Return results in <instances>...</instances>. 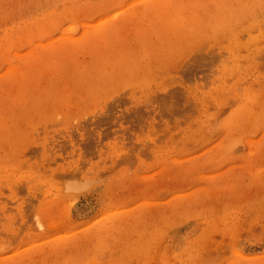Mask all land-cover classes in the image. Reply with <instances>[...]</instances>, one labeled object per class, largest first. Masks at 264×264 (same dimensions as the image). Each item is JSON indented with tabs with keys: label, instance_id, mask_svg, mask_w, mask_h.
I'll list each match as a JSON object with an SVG mask.
<instances>
[{
	"label": "rangeland",
	"instance_id": "1",
	"mask_svg": "<svg viewBox=\"0 0 264 264\" xmlns=\"http://www.w3.org/2000/svg\"><path fill=\"white\" fill-rule=\"evenodd\" d=\"M0 264H264V0H0Z\"/></svg>",
	"mask_w": 264,
	"mask_h": 264
},
{
	"label": "bare ground",
	"instance_id": "2",
	"mask_svg": "<svg viewBox=\"0 0 264 264\" xmlns=\"http://www.w3.org/2000/svg\"><path fill=\"white\" fill-rule=\"evenodd\" d=\"M162 139V138H161ZM125 145V144H124ZM147 145V144H146ZM134 147V146H133ZM129 150V149H128ZM130 150H131V148H130ZM133 150V149H132ZM133 151H135V150H133ZM130 152V151H129ZM132 152V151H131ZM140 153V152H139ZM139 153H138V155H139ZM143 153V152H142ZM129 154V153H128ZM130 155V154H129ZM128 155V156H129ZM145 155V154H144ZM141 156V155H140ZM131 159H132V157H131ZM127 160V159H126ZM125 161V160H124ZM127 162V161H126ZM78 209V208H77ZM79 210V209H78ZM81 210V209H80ZM82 211V210H81ZM55 226V225H54ZM110 232V231H109ZM131 235V234H130ZM12 240V239H11ZM15 241V240H14ZM114 241V240H113ZM52 248H53V246H52Z\"/></svg>",
	"mask_w": 264,
	"mask_h": 264
}]
</instances>
